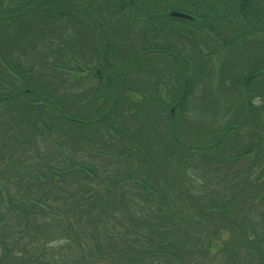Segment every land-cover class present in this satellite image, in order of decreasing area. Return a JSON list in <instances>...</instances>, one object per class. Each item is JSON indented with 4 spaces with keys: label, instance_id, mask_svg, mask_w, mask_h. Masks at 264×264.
I'll list each match as a JSON object with an SVG mask.
<instances>
[{
    "label": "trees",
    "instance_id": "obj_1",
    "mask_svg": "<svg viewBox=\"0 0 264 264\" xmlns=\"http://www.w3.org/2000/svg\"><path fill=\"white\" fill-rule=\"evenodd\" d=\"M123 1L124 5L121 6V10H126V5L131 6L130 0ZM35 2L39 3L41 7L39 4H34L32 0H0V35L1 33L6 34L2 32L6 30V32L9 31L12 34L13 39L15 38L18 41V43L11 44V49L0 50V93L8 91L12 96H18V98L23 96L31 97V99L25 100L24 103L18 104H13L11 102L12 99L9 102L10 105L2 108L0 123L3 118L10 114H12L11 119H17L16 121L18 122L16 114L20 115L19 120L21 123H19L18 127L29 137V146L33 149L36 157L30 156V158L42 161V164L37 166L33 171L24 172L25 167L23 164L27 161L25 155L23 154L22 157H18L15 160L11 152L8 156L5 155L6 150L3 149V146L4 148H9L6 143L0 147V164L1 160L5 163L7 158V162L11 165L9 167L10 170L18 172L14 175L12 183L15 186H21L22 184L25 186L22 191L23 193H21L22 198L20 197L17 200V196L3 195L1 188L6 186L0 180V225L5 222L7 223L9 219L15 220L13 223L15 225H22V233L30 238L35 239L37 235L43 239L44 235L45 240H42L39 252H42L43 247H47L51 241L58 242L59 249L56 250L59 253L63 250H70L72 247L79 248L76 254L70 255V258L66 257L63 260L59 258L58 264H81L82 257L84 258V264H91L87 258L89 254L84 251H89L90 244L92 243L94 244L93 248H98L101 245L102 239L96 234L103 235L105 238L103 242L105 244L108 243L107 245L110 250L116 251L114 253L116 262L115 260H111L114 254H105L108 261L111 260L113 264H121V260H125L128 256H131L129 258L131 260L130 262L125 260L126 263L124 264H142L145 259L155 255H161L162 258L159 257V259L164 264H166L165 259L167 258L171 260L182 258L183 264H196L197 257L191 258L186 254L179 257L175 252L167 249L168 247H174V243H171L173 240H170L163 246L155 245L152 248L149 247V249H146L143 245L140 246L139 243L144 244L147 238L145 236L142 237L138 233L134 234L129 229V221L132 217V222L136 221L138 225L140 222H149V216L152 214L158 216L161 214L165 216V228L160 231L159 229L157 230V234H161L168 230L174 231L175 227H177L174 220L176 217L181 220L180 214H184L182 212L195 209L196 213L203 218L206 208L203 205H207L204 196H208L213 191L210 190L209 193H205V190L202 191L200 189L202 196L198 199L188 188L184 187L185 185L182 182L186 180L190 187H196L195 180L191 179V174L188 173L187 175L186 173L190 169L199 178L208 180V184L212 181L210 179L212 171L207 169L208 165L226 160L224 155H227L226 157L229 158H235L231 161L228 159V162L224 163L229 166L226 167L224 165L226 172L220 176V182L217 184L224 181L228 188L235 187L236 193L239 194L238 203L245 200L249 194L254 196V202L264 204V181H260L262 177L261 172L264 169V124L260 120L264 115V56L259 55L261 51L258 48L260 45L264 47V42H260L254 38V51L251 52L252 48H248L251 44L241 40L242 47L238 48L236 47L238 45L230 42V37H224L222 33L221 37L209 36L206 38L205 47L198 49L189 46L191 43L187 38L189 35L188 30H169V28L174 27L171 25H169V28L162 26V21H159V17L162 16H149L144 12V16L147 15L146 18L148 21H152V23L145 21L147 24L146 28L139 26L142 28L139 30L140 34L138 35L139 49H134L133 55L129 57H125L128 48L126 51L123 50L121 53L123 54L122 58H124L118 66V73H114L122 75L120 73L128 71L126 74L133 75L132 71L125 68L131 69L134 66V70L145 76H142L143 79L141 81L143 85H140L138 89H144L139 95L140 99H137V101L127 100L121 98L118 92L109 95L119 79H117V76L111 75L110 77L106 76V78L103 75L100 69L106 71L113 65V63L108 61V58L104 57L101 68L98 67L96 69L94 76L100 82L103 79L107 80V85L105 84L103 89L101 88L103 94H101V90L99 89L92 91L87 99L88 103L83 104L78 114L83 117L81 118L77 115L73 116L65 110H61L62 108L58 105L62 97L64 98L62 93L59 94V91L57 96V89L62 87V83L59 85H46L45 87L43 86L44 84H38L34 80L36 59L34 57L32 59L28 58L25 52L26 46L33 44L31 34L34 33L35 35L38 31L40 33L44 32V29H42L44 25L50 24L54 29V23H58L59 27L60 20L64 19V17L71 19L70 13L72 11L69 10L70 8L62 9L63 5L53 9L49 7L48 1L45 2V0H35ZM130 8L135 11L138 10V8ZM30 9H35L31 13L35 16L33 22L32 20H28V16L26 17V12ZM240 11L242 15L251 12L248 0H241ZM3 12L7 15L3 14ZM254 15H258V19L262 22L258 27V32H254L261 35L260 38L264 39V0H254ZM133 16L138 18L137 20H140L137 12H134ZM36 17L39 19H36ZM7 21L10 24H6ZM98 23L102 25L104 22L99 21ZM17 24H22L25 27L20 28ZM138 24L134 23L135 30L125 26L126 31L122 32L121 35L119 34V36H115L119 37V39L122 37L123 41L126 42V36L131 38L132 34L137 33ZM8 25H14L21 30L12 32L10 28L14 26L9 27ZM244 25H248V23H244ZM37 26L39 28L35 29ZM2 27L4 29H1ZM30 32L32 33L29 34ZM231 32L233 33V30ZM241 32L243 33V27ZM48 33L51 34L53 32L50 29ZM58 34H61V30ZM26 36L27 43L25 42L26 44L20 50L22 49L23 57L26 60L28 59L27 66L22 63L19 52H17L20 47H17V44H20L19 40L22 37L26 38ZM175 37H179L180 39H175ZM240 39L245 40L244 37H234V41H239ZM103 44V50L106 55L107 51L112 50L113 44L107 41V37ZM236 48L237 57L234 56ZM129 49L132 50L130 47ZM180 51H184L185 55H178L177 53H180ZM3 53H5V59L2 56ZM221 54H224V56ZM261 54H264V51ZM240 55H245L241 57H248L249 61L241 60L238 58ZM112 58H114L116 63L118 62L116 60L117 56ZM253 58L256 59L254 60ZM253 62L254 65H251ZM2 65L10 69L12 75L4 74L2 72ZM52 66L57 69L59 67L56 65ZM238 67L241 70L239 74L235 72L238 70ZM56 71L52 72L57 73ZM52 76L56 77L57 74H53ZM166 80L169 82L164 87L165 90L164 88L162 90L164 93L161 103L164 108L162 109V106H159L157 103L159 102L158 99L154 95H151V92L161 95L159 88L160 85L163 87V81ZM214 82L217 84V87L213 86ZM199 90H203L206 93V96L201 97V107L196 108L192 106V110L189 109L188 111L187 102L189 98L194 92ZM215 92L223 93L220 98L225 104L220 105ZM66 95V100H72L71 97H66ZM99 96L101 97L99 98ZM253 97L261 99L263 105L256 107L251 100ZM243 98L246 99L243 101ZM75 99H77L76 96ZM100 100L104 102L108 100L106 105H104L107 109L105 108V111L101 110L97 112L95 105L98 103L103 104ZM94 102L96 103L94 104ZM170 104H173V106L167 113L166 120L171 127L170 141L172 144L162 145L163 136L161 133L159 134L156 123V117H159L157 115L159 112L155 110L161 109L162 111L160 110V112H164L165 107H169ZM11 108L16 110L9 111L8 109ZM176 108L177 112H174ZM172 109L173 114H171ZM92 111L95 112L94 115H87L88 112ZM103 111L104 114L99 115ZM232 111H235L233 119H231ZM82 112L85 115H82ZM220 113H223L220 115V121L224 122V124L221 123L222 125L219 124L217 119ZM162 116L164 118V115ZM176 117L183 118L187 123L182 126L177 125ZM53 119L55 122L51 123L50 121ZM253 119L254 121H252ZM38 124L44 127L43 132L40 131ZM95 124L101 126L99 130L93 128ZM245 127L248 128L245 133L248 137L251 136L253 146L244 147L237 154L233 152L229 153L225 149H230V141H234L235 145L239 143L236 139L239 135L233 133ZM178 128L182 129L180 136L178 135ZM105 129L111 134L114 141L118 143V145L109 144L111 146L110 151H113L112 154H109V151L95 152L91 147V145H95L98 142L96 140L98 132ZM35 131L40 136L45 135L44 138L36 143L32 142ZM97 138H99L98 135ZM239 140L241 139L239 138ZM21 145H24V143ZM50 145L53 148V152L49 149ZM40 146H44V150L49 156L50 161L57 159L55 165L51 166L48 163V158L42 152ZM173 147L176 149L174 150ZM14 148L18 149L16 146ZM79 150L86 151L89 154L100 153L103 156L110 155L112 158L118 157L124 159L125 164L128 165V172L133 175L130 181L136 190L134 189L132 192H135L139 197L140 192L150 190V184H154L155 187H163L165 183L166 189L169 191L174 188V185H177L178 189L175 191L176 197L172 198V203L175 205L178 202L180 197L178 194H184L185 196H182V200L185 199L184 202H187V206L184 205V208L179 210L176 215L171 208L165 211L160 207L157 208L158 214L154 213L155 210L151 209V212L146 215L148 209L145 206L139 208L137 204H134L133 207V201H128L127 203L131 204L130 206L133 207L134 211L131 212L130 208L126 205L127 207L119 212V201H116L119 197L113 193V188L116 184V189L124 188V184H118L119 181L108 183L107 181L113 176H109L107 169H96L89 164H96L95 162H91L94 158L90 159V161L88 160L89 163L78 158L76 153ZM30 151L32 150L30 149ZM192 151L199 153L202 156V160L209 162L205 167L206 170L197 168L194 160L189 159ZM252 153L256 154L254 167H262L260 174L254 178V181H249L250 173L248 174L253 163L243 168L242 174L240 170L236 169H234L235 171L231 175L229 174L228 169L232 170L233 167L236 168V164L241 157H247ZM158 157L162 159L160 163H158V160H160ZM11 162L16 164L15 168L19 164V168L14 169ZM145 164L150 166L149 169L151 170ZM167 164L175 165L173 169L174 175L167 174L171 171L168 170L169 166ZM127 169L125 166L126 172ZM0 176H2L1 171ZM66 176L70 177V180L67 182L65 181ZM82 176H84L83 180L86 182L82 181ZM176 177L180 182L175 180ZM160 178L163 179L162 183L159 181ZM229 178L232 181L228 182ZM113 179L115 180V178ZM90 180L94 181L93 187H91L92 185H88ZM42 184H44L43 186L50 187L46 196L42 192L38 193V187L40 188ZM101 184L104 186L103 189L99 187ZM85 185H88L87 191L84 190L85 195L79 196L81 193L79 190L80 186L86 188ZM181 185H183V188ZM126 186L128 185L126 184ZM100 190H105L109 196L108 200H105V198L103 200L99 192ZM96 196L98 197L97 207L96 205H92V200ZM49 197L51 199L54 198L53 203L55 205L51 204L49 206L50 204L44 201V199L49 200ZM69 199L72 201L67 202ZM201 199L204 200V203ZM217 200V198L211 200L212 202L209 206H217L215 204ZM4 203L6 204V211H2L1 204L4 205ZM241 210L240 208V212ZM138 211L141 212L139 213ZM250 211L254 212V224L252 222L240 224L239 229L242 234L239 235V241L232 239L231 245L228 242L225 248L221 250L229 258L230 261L227 260V262L241 264L244 261L243 263L247 264H253V262L254 264H264V228H258L256 222L257 219H260L264 223V213L260 214L262 210L260 211L259 207L254 203H251ZM120 213L121 215H119ZM172 214L175 218L172 217ZM46 217H49L48 221H46ZM242 219L244 222L246 217ZM189 220H191V217L186 216L182 221ZM262 226L264 227V224ZM117 241L121 243L120 246L116 245ZM236 243L239 244L238 248L235 246ZM2 244L3 256L0 258V262H2L0 264H6L8 259H11L15 264H26L27 262L50 264L48 257L45 256L48 251L40 253L41 255H35L33 251L32 254L26 251L21 252V250L18 253H14V249L6 244L5 239H2ZM189 244L196 246L197 242L192 240L189 241ZM49 250L56 251L52 247ZM135 250L136 252L139 250L137 254L133 253ZM78 252H81L80 257L78 256ZM52 253L54 254L55 252ZM6 256L8 259H5ZM214 259H216L215 256L211 257L209 261Z\"/></svg>",
    "mask_w": 264,
    "mask_h": 264
},
{
    "label": "rangeland",
    "instance_id": "obj_2",
    "mask_svg": "<svg viewBox=\"0 0 264 264\" xmlns=\"http://www.w3.org/2000/svg\"><path fill=\"white\" fill-rule=\"evenodd\" d=\"M47 1L49 4V7L53 9H55V7H61L62 5H63L62 9L70 8L69 10L72 11V13H70L71 19H67V17H64V19L60 20L59 27L57 25L58 23L57 24L54 23V29L52 28L53 26H51L50 24L44 25V27L42 28L44 29V32L42 33L38 31V33H35L34 35V33L31 34L32 32H30L29 34H31V37L33 38V44H28L29 46H26L27 48L25 49V52L28 58L32 59V57H34L36 59L35 68H34L35 70L34 80L38 84H44L43 86L46 87V85H59L62 83V87L60 89H57V96H58V91H59V94L62 93L64 96V98L62 97V100L58 102V105H60V108H62L61 110H65L73 116L77 115L78 117L83 118L81 115H78V114L80 113L81 107H83V104L88 103L87 99L89 95L92 93V91L99 89L101 90L100 91L101 94H103L102 89H103V86H105V84L107 85V80L103 79V81L100 82L98 81V78H95L94 75H95L96 69L98 67L101 68L104 57L108 58V61L110 63H113V65L110 67V69H107L106 71H103L102 69H100L103 75L105 77L106 76L110 77L111 75L117 76V79H119L117 80L118 83L115 86H113L112 88L113 91H111L109 95H112L118 92L121 98L131 100V101L132 100L137 101V99L139 100L140 99L139 95L141 92H143L144 89L142 90L141 89L138 90V89L140 88V85H143L142 84L143 82L141 80L145 76L139 74L137 70H134V66H132L131 69H129L128 67L125 68L126 70L132 71V73H134L133 75L126 74V72L128 71H125L124 73H120L122 75L114 74V73H118V70H119L118 66L121 63V60L124 58V57L122 58L123 54L121 53L123 50L126 51L128 48L129 51L128 50L126 51L127 54L125 57H129L130 55H133L134 49H139L140 45H139L138 35L140 34L139 30L143 28L142 25L145 23L144 21L152 23V21H148V19L146 18L147 15L144 16L145 13L144 11H142L143 8H140L139 4H137L138 10L136 11L132 10L130 8L131 6H128V5H126V10H121L122 8L121 6L124 5L123 0H45V2ZM32 2L36 5L39 4L35 2V0H32ZM34 11L35 9H30L28 12H26L27 13L26 17L28 16V20H32V22L34 21L35 16H33L31 13ZM134 12L138 13V15L140 16L139 18L140 20H137L138 18L133 16ZM3 14L5 13L3 12ZM231 14H233V12ZM234 17H236V15H234ZM36 19H39V18L36 17ZM78 19H79V24L77 25ZM99 21H103L104 25L103 24L100 25L98 23ZM134 23L138 24L137 33L132 34L131 38H129V36H126L127 38L126 42L123 41L122 37L119 39V37L115 36V35L119 36V34L121 35L122 32L126 31L125 26L131 27L132 30H135ZM6 24H10V23H8L7 21ZM11 26H14V25H11ZM17 26H19L20 28L25 27L22 24H17ZM139 26H141L142 28H140ZM242 27H243V33L241 32L238 35V37L239 38L244 37L245 40L243 39H240L239 41L235 40V45H238L236 47L241 48L242 46H241L240 41L242 40L245 43L251 44L250 47L248 48H252L251 50L252 52L254 51V38L256 40H259L260 42H264V39L260 38L261 35H258L255 32L252 33V29L250 25L248 26V25L243 24ZM20 28L14 26V27H11L10 29L13 32V31H20L21 30ZM38 28L39 26H37L35 29H38ZM177 28H179L180 30H185V28L181 27V25H178ZM1 29H4V28L2 27ZM50 29L53 32L51 34L48 33ZM60 30H61V34L59 35L58 33ZM2 32L6 34L1 33L0 35V50L4 51L5 49H11L12 43H18V41L15 38L13 39V36L9 31L6 32V30H3ZM231 34H232L231 32L227 31V37H229V35ZM106 37H107V41L113 44V47H112V50L107 51L105 55L104 50H103L104 48L103 43L105 42ZM199 38L200 40L204 39L203 37H199ZM26 39H27V36L26 38L22 37L19 40L20 44H17V47L19 46L20 47L18 48L17 52H19L22 63L27 66L28 59L26 60L23 57L24 55H22V49L20 50V48L24 44L27 43ZM175 39H180V38L175 37ZM129 47L132 48V50H130ZM194 47L197 48V45L194 44ZM243 48L245 49V47ZM258 48L261 51V53L264 51L263 46L260 45ZM235 50L236 52H234V56L237 57L238 56L237 48ZM261 53L259 55L264 56V54H261ZM177 54L182 55V56L185 55L184 51H180V53H177ZM221 55L224 56V54H221ZM2 56L5 59L6 57L5 53H3ZM114 56H117L116 58V60L118 61L117 63L114 60V58H112ZM241 56H245V55H240L238 58H240L241 60H246V62L249 61L248 57L242 58ZM253 59L255 60L256 58H253ZM2 62H5V61H2ZM52 65H56L59 67L58 69L56 67L53 68L54 66ZM251 65H254V62L251 63ZM55 70H57L56 71L57 73L52 72ZM240 71L241 70L238 67V70H236L235 72L239 74ZM2 72H4V74L6 75H12V71L6 68L4 65H2ZM53 74H57V76L54 77L52 76ZM121 81L123 82L121 83ZM168 82H169L168 80L163 81V87L160 85L159 91L161 95L153 94L151 92V95H154L158 99L159 102L157 103L159 106H162L161 103L164 98L163 97L164 93L162 90ZM213 86L217 87V84H215L214 82ZM221 87L223 88V86ZM201 91L203 90L194 92L193 95H191V97L189 98L187 102L188 111L189 109L192 110V106L196 108L201 107V102H200L202 101L201 97L206 96L205 91H203L202 93ZM65 95L66 97L67 96L71 97L72 100H69V99L66 100ZM215 95L218 98L217 101L220 102V105L225 104L220 98V96H222L223 93L215 92ZM75 96L77 97V99H75ZM100 97L101 96H99V98ZM29 99H31L30 96H23L21 98H18V96H12V94L8 93V91L2 92L0 93V103H1L0 112L3 111L2 109L3 107H5L6 105L7 106L10 105L9 102L11 100L13 104H18V103H24L25 100H29ZM245 99L243 98V101ZM251 100L256 107H261L263 105L261 99L253 97ZM107 101L108 100L104 102L103 100L102 101L100 100V102H102L103 104L98 103L95 105L97 112L101 110L105 111L106 107L104 105H106ZM95 103L96 102H94V104ZM172 106L173 104H170L169 107L166 106L164 112H160L161 109L155 110L159 112V114H157L159 117H156V123H157V127H158L157 130L159 131V134L161 133V135L163 136L162 145L172 144L170 141V128L171 127L168 124V121L166 120L167 113L169 112ZM163 108L164 107L162 106V109ZM8 110L11 111V110H16V109L11 108ZM104 111L99 113V115L104 114ZM174 112H177V108L175 109ZM6 113H12V112H6ZM94 114L95 112L92 111V112H88L87 115L91 116ZM221 114L223 113H220L217 117L220 125L224 124L223 121H220ZM233 114H235V111L231 112V119H233L234 117ZM11 115L12 114L3 118L0 123V147L3 146L2 144L6 143L9 146V148L5 147L7 148L5 149L3 146V149L6 150L5 155L8 156V154L11 152L12 153L11 155L14 156L15 160L18 157H22V155L24 154L27 160L23 164V166L25 167L24 172L33 171L37 166H40L42 164V161L40 162L38 160H34L30 158V156L35 157V154L33 152V149L29 146V142H28L29 137L26 136V133L20 127H18L19 123H21V121L19 120L20 115L16 114L18 116V122L16 121L17 119L12 120ZM82 115H85V114L82 112ZM162 115H164V118H162L163 117ZM183 116L184 118H186L185 115ZM217 119H216V123H217ZM260 120H261V123L264 124V115L260 118ZM252 121H254V119ZM50 122L53 123L55 122V120L53 119ZM176 123L177 125L182 126L187 122L184 121L183 118L181 119V118L176 117ZM38 127L40 128V131L43 132L44 127H42L40 124H38ZM100 127L101 126L99 124L93 125V128L98 129V130ZM30 128L32 129V127ZM181 130L182 129L178 128L179 136H180ZM247 130L248 128L245 127L244 129L241 128V130L235 131L233 134L239 135V137L238 136L236 137L237 141L239 142L238 145H235L234 141H230V146H229L230 149H225V150L229 151V153L233 152L237 154L238 152H240L239 150H241L242 148L250 146V145L253 146V143L251 141V136L248 137L245 133L247 132ZM97 135L99 136V138H97ZM97 135H96V140L98 142L95 145H91L92 149L95 150V152L97 151L108 152L109 151V154H112L113 151H110L111 146H109V144L118 145V143L114 141L111 134L107 132V130L105 129L103 131L98 132ZM44 137L45 135L40 136L37 133V131H35L34 132L35 139L32 138V142H35V143L39 142V140H41ZM239 138L241 140H239ZM22 143H24V145H21ZM13 145L18 147V149H15ZM34 146L36 148L35 144ZM173 148L174 150L176 149L175 147ZM30 149L32 151H30ZM40 149L42 150V152H44V154L48 158L47 159L48 163L51 164V166L55 165L57 162V159L54 161H50L49 156L46 154L44 150V146H40ZM49 149L51 152H53L52 150L53 148L51 145L49 146ZM173 154L176 155L175 152H173ZM76 156L87 163H89L88 160L90 161V159L94 158L91 162H95L96 164H93V163H89V164L94 166L96 169H101V170L107 169V171L109 172V176L111 177L113 176L107 181L108 183L119 181L118 184L120 185L124 184V188L116 189L117 184L113 188V193H115L117 197H119L116 199L117 202L119 201L118 202L119 212L120 210L125 209L127 206L130 208L132 212L134 211L133 209L134 204H137L139 208H142L143 206H145L148 209V212L146 213V215H148V213L151 212V209L155 210L154 213L158 214L157 208L159 207L164 209L165 211H167L168 208H171V210H173V213H175L176 215L179 210L184 208V205L187 206V202L186 203L184 202L185 199L182 200L183 199L182 196H185L184 194L182 195L178 194V196L180 195L178 202L175 203V205L172 203V198L176 197L175 191H177L178 189L177 185H174V188L169 191L168 189H166L165 183L163 184V187H159V186L155 187L154 184H150L151 185L150 190L144 191L146 193L140 192V197L136 195L135 192L133 193L132 191L135 189V187L134 185H131V181H130L133 175H131L128 172V169H127L128 165L125 164L124 159H121L118 157L112 158V156L110 155L103 156L100 153L99 154H89L88 152L81 151V150H79L76 153ZM224 156L226 160L222 162L217 161L216 162L217 164L212 163L208 165L207 169L209 171H212V174L210 175V179H212V181L209 182L208 184H207L208 180L206 181L204 178L202 179L199 178L196 175V173L190 169L187 170L186 173L187 175L188 173L191 174V179L195 180L196 187L194 188H192V186L190 187L186 180H183L182 182L185 185L184 187L188 188V190L192 194H194L196 198L198 199L202 196V192L200 191V189L202 191L205 190V193H209L210 190L213 191V193L209 194L208 196L207 195L204 196L205 201L207 202L206 203L207 205H203L206 207L204 210L203 218H201L196 213L195 209L187 211V212H182L184 214H180V216L182 217L181 220H179L177 217L175 218V216L172 214V217L175 218L174 221L176 222L177 227H175L173 232L168 230L161 234H157L158 229L160 231L165 228L164 227L165 216L161 214L159 216L152 214L151 216H149L150 218L149 222L147 223L140 222L138 223V225L136 221L132 222V217L130 216L131 220L129 221V229L134 234L138 233L142 237L145 236L147 238L144 244L139 243L140 246L143 245L146 247V249H149V247L152 248L155 245L163 246L170 240H173L171 241V243H174V247H171V248L168 247L167 249H169V251L171 252H175L179 257H181V255H184V254L188 255L191 258L197 257L196 264H236L237 263V262H227L229 258L221 250L225 248L226 243L229 242L231 245L232 239H235V241H239L238 239L239 235L242 234V232H240V229H239L240 224L248 223V222L250 223L252 222L254 224V221H255L254 212L250 211L251 203H254L257 207H259L260 211L262 210L260 214L264 213V210H263L264 204L258 203L256 201L254 202V196H251L249 194L246 196L245 200H242L240 201V203H238L239 194L236 193L235 187L228 188V186H226L224 181H221V183L217 184L218 182H220V179H219L220 176H222V174L226 172L224 163L228 162V159L231 161V160H234L235 158V157H231V158L226 157L227 155H224ZM201 157L202 156H200L199 153L192 151V155L190 156L189 159L194 160L197 168L205 169L206 165L209 162L202 160ZM255 157H256L255 153H252L248 155L247 157H241L240 158L241 161L240 159L238 160L236 164L237 165L236 168L233 167L232 170L228 169L229 174L231 175V173L235 171L234 169L240 170L242 174L243 168H245L248 165L250 166V164L253 163V166L251 170L248 171V174L250 173L249 181L250 180L254 181V178H256V176L260 174V170L262 168V167L260 168L254 167ZM39 158L42 159L41 157ZM161 161L162 159L158 160V163H160ZM11 163L13 164L14 169H17L20 166L18 164L17 168H15L16 164L14 162H11ZM175 164L177 165L176 162ZM263 165H264V159H263ZM125 166H126L127 172L125 170ZM145 166L148 169L150 168V166H147L146 164ZM168 166H169L168 170H171V171H169V173L167 174L174 175L173 169L175 168V165L169 164ZM225 166L228 167L229 165H225ZM9 167H11V165L7 162V158L5 160V163H3V160H1L0 171L2 173V176H0V180L6 186V187L1 188L2 193L3 195L9 194L11 197L17 196V200H18L21 197V193H23L22 191L25 186L23 184L21 186H15L12 183L14 179V175H16V173L18 172L17 171L14 172L10 170ZM263 170L261 172L262 177L260 181H264ZM113 178H115V180ZM83 179H84V176H82V181L86 182ZM69 180H70V177L66 176L65 181L67 182ZM175 180H178L180 182V180L177 179V177L175 178ZM159 181L162 183L163 179L160 178ZM230 181H232L231 178L228 179V182ZM126 184L128 186H126ZM43 185L44 184L40 185V188L38 187V193L42 192L44 196H46L48 194V190L50 187L46 185L43 186ZM88 185H92L91 187H93L94 181L90 180ZM104 185L107 186L106 184ZM87 186L85 185L86 188H84L83 186H80L79 190L81 193L79 196L85 195L84 190L87 191V188H88ZM181 186L183 188V185ZM99 187L102 189L104 188L102 184L99 185ZM99 192L101 196L103 197V200L104 198L105 200L109 199V196L105 192V190H100ZM49 198H48L49 200L44 199V201L49 203L50 204L49 206H51V204L55 205L53 203L54 198L53 199H51V197ZM214 198L218 199L217 203H215L217 204V206H214V207L213 205L209 206L212 202L211 200H213ZM112 200H113V197H112ZM68 201H72V200L69 199L67 200V202ZM128 201H133L132 202L133 207L130 206L131 204L127 203ZM201 201L204 203L203 199H201ZM97 202H98V197L96 196L95 199L92 200V205H96L97 207ZM1 206H2V211H6V204L5 203L4 205L1 204ZM203 206L202 208L204 209ZM240 208L242 209L241 212H240ZM138 212L140 213L141 211H138ZM119 215H121V213ZM186 216L191 217V220L182 221L186 218ZM245 217L246 219H244V222H243L242 218H245ZM45 219L46 221H48L49 217H46ZM13 221L15 220L9 219L7 220V223L5 222L2 225H0V241H1L0 242V258L3 256L2 239H5L6 244L10 248L14 249L15 251L14 253H18L21 250V252L26 251L32 254V251H33L35 255L36 254L41 255L44 251L46 252L48 251L45 254V256L48 257L50 264H58L57 261L59 258L61 260L66 259V257L70 258V255L76 254L77 250L79 249L76 247H72L70 250H63L61 251V253H59V251L56 250V249H59L58 242L51 241L47 247H43L42 252H39V248L41 247V243H42V240L44 239V235H43V239L41 237H38L37 235L35 236V239H32L29 236L22 233L23 232L22 225H15ZM256 222L258 224V228L260 229L264 228L262 226L264 224L263 221H261L260 219H257ZM33 234H34V231H33ZM96 235L101 237L102 243L98 248H93L94 244L93 243L90 244L89 251L88 250L84 251L85 253L89 254L87 258L90 260L91 264H113L111 260H115L116 262V257L114 254L116 251H112L113 249L110 250V248L107 245L108 243L105 244L103 242V240L105 239L103 235L102 236L99 234H96ZM142 237H139V238H142ZM192 240H194V242H197L196 246H191L189 244V241H192ZM120 244L121 243L119 241L116 242L117 246H120ZM235 246L236 248H238L239 244L236 243ZM50 247L54 248L56 251L49 250ZM138 251L139 250H137L136 252L135 250L133 253L137 254ZM52 252H55V253L53 254ZM105 254H111V255L114 254V255H113V258L110 261H108L107 255ZM80 255H81V252H78L79 257ZM213 256H215L216 259L209 261V259ZM159 257L162 258L161 255H155L153 257L147 258L144 260L142 264H164V262L160 260ZM129 258H131V256L126 257L125 260L127 262H130L131 259ZM5 259H8L7 256ZM125 260H121L122 262L121 264L126 263ZM165 260H166V264H183L182 258L176 259V260H171L167 258ZM81 261H82L81 264H84L83 257ZM243 262L244 261H242L241 264H247ZM6 264H15V263H13L11 259H8L6 261ZM26 264H40V263H28L27 262Z\"/></svg>",
    "mask_w": 264,
    "mask_h": 264
},
{
    "label": "flooded vegetation",
    "instance_id": "obj_3",
    "mask_svg": "<svg viewBox=\"0 0 264 264\" xmlns=\"http://www.w3.org/2000/svg\"><path fill=\"white\" fill-rule=\"evenodd\" d=\"M240 2L241 0H130L133 9H137L139 4L147 15L164 17H159V21H162V26L174 27L169 30L179 29L178 25L188 30V41L191 43L189 46L194 47L196 44L198 49L205 47L206 38L209 36L221 37L223 33L225 37L227 31L231 30L234 34L231 32L229 37L232 39L231 43L235 44L234 37L241 33L244 23L250 25L252 32H258L262 22L258 15H254V0H248L251 12L246 15H242L240 11ZM172 12L183 13L189 18L169 16ZM142 26L146 28V22ZM199 37L204 39L200 40Z\"/></svg>",
    "mask_w": 264,
    "mask_h": 264
},
{
    "label": "water",
    "instance_id": "obj_4",
    "mask_svg": "<svg viewBox=\"0 0 264 264\" xmlns=\"http://www.w3.org/2000/svg\"><path fill=\"white\" fill-rule=\"evenodd\" d=\"M170 15H172V16H174V17H187V16H185V15H183V14H180V13H172V14H170ZM172 112H173V110H172Z\"/></svg>",
    "mask_w": 264,
    "mask_h": 264
}]
</instances>
